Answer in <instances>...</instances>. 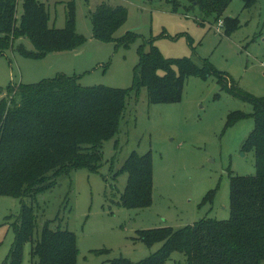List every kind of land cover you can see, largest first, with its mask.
Returning <instances> with one entry per match:
<instances>
[{
	"label": "rangeland",
	"instance_id": "374dc122",
	"mask_svg": "<svg viewBox=\"0 0 264 264\" xmlns=\"http://www.w3.org/2000/svg\"><path fill=\"white\" fill-rule=\"evenodd\" d=\"M39 1L49 11V26L56 29L66 27L72 3L76 31L85 44L36 59L20 51L33 52L31 40L16 39L10 50L0 54L3 90L10 85L37 84L59 74L78 77L84 87L129 89L139 63V47L146 39L154 41L165 59H188L198 66L209 62L230 75L248 95L264 97V0L251 9H245L243 0H233L221 18L220 31L215 17H205L187 0L177 10L166 0ZM103 3L127 10V21L115 39L138 34L129 47L94 38L90 14ZM22 14L21 1L18 22ZM230 19L235 27L228 33L226 21ZM253 112L251 103L222 90L213 75L189 77L178 103L149 104L143 89L138 99L129 100L119 134L105 142L100 172L75 171L37 197L39 226L60 216L53 228L76 234L77 264H109L117 259L137 264L162 246L150 247L137 240L139 231L179 230L207 218L229 220L231 175L256 174L255 153L244 149L255 127ZM236 113L245 118L230 125V117ZM133 152H151L153 160L152 204L141 209L121 203L128 182L122 168ZM211 191L216 192L213 203L204 204ZM21 208L20 199L0 196V264H5L14 244L12 224ZM31 248V244L25 245L22 264H33ZM167 264H186V257L174 253Z\"/></svg>",
	"mask_w": 264,
	"mask_h": 264
},
{
	"label": "trees",
	"instance_id": "16d2710c",
	"mask_svg": "<svg viewBox=\"0 0 264 264\" xmlns=\"http://www.w3.org/2000/svg\"><path fill=\"white\" fill-rule=\"evenodd\" d=\"M23 14L17 19L19 3ZM174 10L182 0H166ZM200 8L205 17L219 23L233 0H187ZM245 9L258 0H243ZM127 10L101 4L90 14L94 38L129 47L138 38L128 33L116 40V33L127 21ZM47 7L39 0H0V54L14 46L16 39L31 40L33 52L20 48L27 56L40 59L59 51L76 49L85 39L76 31L75 12L68 6L64 29L49 26ZM228 33L235 27L227 20ZM224 25V23H223ZM139 63L129 89L105 86L84 87L78 77L59 74L37 84L0 88V196L20 199L22 208L12 224L15 241L5 264H22L24 248L31 244L33 264H77V236L70 230L53 228L47 220L39 226L35 202L52 190L65 176L78 170L99 173L105 163L104 144L115 138L124 119L129 100L138 99L145 89L149 104H171L182 100L186 80L216 76L222 90L251 103L255 127L244 149L253 151L256 174L231 175V217L227 221L203 219L182 229L161 228L139 231V241L161 248L137 264H167L174 253L183 254L186 264H264V97L254 98L241 90L230 75L211 63L198 66L188 59H165L153 40L144 39L139 47ZM245 118L232 114L230 125ZM122 173L128 182L121 196L126 208H146L152 204L153 160L151 152H133ZM215 191L204 199L212 204ZM30 201V204L27 203ZM98 251L97 253H102ZM109 264H136L117 259Z\"/></svg>",
	"mask_w": 264,
	"mask_h": 264
},
{
	"label": "built area",
	"instance_id": "2783aa9c",
	"mask_svg": "<svg viewBox=\"0 0 264 264\" xmlns=\"http://www.w3.org/2000/svg\"><path fill=\"white\" fill-rule=\"evenodd\" d=\"M219 24H220V25H219V28H218V30H217V31H220V30H221V28L223 27V22H221V21H220V22H219Z\"/></svg>",
	"mask_w": 264,
	"mask_h": 264
}]
</instances>
